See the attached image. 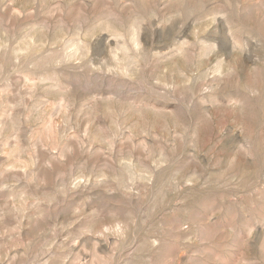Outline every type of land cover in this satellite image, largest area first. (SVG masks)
Returning <instances> with one entry per match:
<instances>
[{
  "label": "rangeland",
  "instance_id": "obj_1",
  "mask_svg": "<svg viewBox=\"0 0 264 264\" xmlns=\"http://www.w3.org/2000/svg\"><path fill=\"white\" fill-rule=\"evenodd\" d=\"M0 264H264V0H0Z\"/></svg>",
  "mask_w": 264,
  "mask_h": 264
}]
</instances>
